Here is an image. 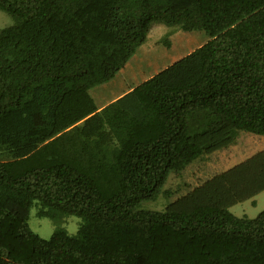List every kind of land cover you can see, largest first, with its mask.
Listing matches in <instances>:
<instances>
[{"label":"trees","instance_id":"trees-1","mask_svg":"<svg viewBox=\"0 0 264 264\" xmlns=\"http://www.w3.org/2000/svg\"><path fill=\"white\" fill-rule=\"evenodd\" d=\"M0 264H264V150L165 211L172 172L264 135V0H0ZM209 41L100 108L154 24ZM82 219L34 232L30 211Z\"/></svg>","mask_w":264,"mask_h":264},{"label":"rangeland","instance_id":"rangeland-1","mask_svg":"<svg viewBox=\"0 0 264 264\" xmlns=\"http://www.w3.org/2000/svg\"><path fill=\"white\" fill-rule=\"evenodd\" d=\"M14 23L15 20L10 14L0 10V30ZM168 31L169 27L166 25L154 24L147 43L138 49L125 68L111 81L90 90L99 107L180 60L210 39L205 31L200 30H179L166 37ZM263 150L264 135L241 131L235 145L207 155L181 172H172L159 198L145 202L142 207L165 211L213 176L232 169ZM263 210L264 191L230 207V211L239 217L255 218ZM81 222L82 219L77 215H66L60 219L40 216L38 205L33 206L30 211L29 224L32 230L45 239L51 238L58 227H65L70 234H77Z\"/></svg>","mask_w":264,"mask_h":264},{"label":"crops","instance_id":"crops-1","mask_svg":"<svg viewBox=\"0 0 264 264\" xmlns=\"http://www.w3.org/2000/svg\"><path fill=\"white\" fill-rule=\"evenodd\" d=\"M146 80H147V79H146ZM139 84H140V83H139ZM139 84H138V85H139ZM135 86H137V85H135ZM135 86H133V87H131L130 89H128V90L122 92L120 95H118L117 97H115V98L112 99L111 101H108L105 105H107L108 103H110V102L114 101L115 99L121 97L122 95H124L125 93H127L128 91H130L131 89H133ZM105 105L100 106V108L104 107Z\"/></svg>","mask_w":264,"mask_h":264}]
</instances>
